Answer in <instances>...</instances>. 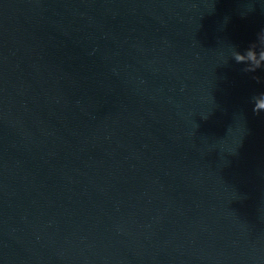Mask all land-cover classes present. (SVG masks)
Segmentation results:
<instances>
[{"label": "water", "instance_id": "1", "mask_svg": "<svg viewBox=\"0 0 264 264\" xmlns=\"http://www.w3.org/2000/svg\"><path fill=\"white\" fill-rule=\"evenodd\" d=\"M262 29L264 0H0V264H264V69L231 57Z\"/></svg>", "mask_w": 264, "mask_h": 264}, {"label": "clouds", "instance_id": "2", "mask_svg": "<svg viewBox=\"0 0 264 264\" xmlns=\"http://www.w3.org/2000/svg\"><path fill=\"white\" fill-rule=\"evenodd\" d=\"M231 57L236 63L245 65L244 72L254 73L258 69H264V29L258 34L257 40L243 52L235 50L233 47ZM256 79L259 82V78ZM251 102L253 103V114L259 115L264 112V92L253 95Z\"/></svg>", "mask_w": 264, "mask_h": 264}]
</instances>
